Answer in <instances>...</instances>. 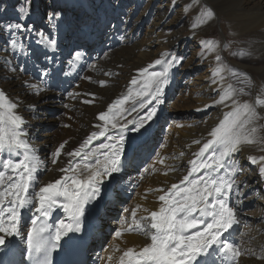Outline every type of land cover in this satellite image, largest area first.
Returning <instances> with one entry per match:
<instances>
[{
  "label": "bare ground",
  "instance_id": "obj_1",
  "mask_svg": "<svg viewBox=\"0 0 264 264\" xmlns=\"http://www.w3.org/2000/svg\"><path fill=\"white\" fill-rule=\"evenodd\" d=\"M155 1L154 5L138 15V9L143 0H30L31 15L27 23L34 24L36 30L43 29L48 36H51V30L46 23L47 15L56 12L63 14L58 22V48L55 53H49L42 46L37 45L34 42L37 39L36 36H31L30 40L24 42L32 52L30 57L6 51L7 36L0 27V90H3L7 97L4 101L5 107L1 109L6 115H20L25 121L23 130L28 132V136L22 138L27 140L38 157L39 167L36 176L40 185L54 182L65 175L66 173L61 169L68 166L69 160L72 161L73 166L81 165V178L85 175L82 168L85 162L81 160V157H69L64 164L65 158L60 154L57 163L52 162V154L57 150V144L48 148L53 142L52 123L63 122L66 125L65 129H62L63 135L68 136L65 148L73 145L75 146L73 151L79 149L93 131L99 130L97 125L104 124V121L99 120V113L108 111L109 107L106 106L105 100L110 96L111 99L115 96L121 97L125 89L128 87L130 89L131 86L128 85L131 82L125 81L122 85L118 81L119 77L141 65L145 69H153L157 59L166 60L175 56L176 51L167 48L168 45L163 38L168 26L165 18L170 12V6L174 3L167 1L166 3L165 0ZM208 1L215 13V18L209 22L210 27L215 25L218 18H222L219 12L223 11V17L233 33L239 35L243 31L247 32L249 38L244 42L247 45V50L243 52L247 55L244 63L246 67L255 68L252 71L255 74L253 81L258 78L261 87L254 88L250 94L244 87V92L238 94L236 99L241 103L253 104L256 106L258 115L264 117V105H256L258 99L264 100V0ZM179 4L180 10L186 11L185 5L189 4V0H179ZM23 6L24 0H0V23L18 20L20 15L18 8ZM144 25H148V29L151 30L141 39V30ZM171 35L173 37L175 32ZM212 41L215 42L216 51H209V56L215 60L209 76L212 80L215 68L223 65L226 69L221 73L224 77L223 82H219L220 77H215L217 84L209 82L198 88L197 86L190 88L193 112H183L181 116H174L167 112L163 117L150 123L146 131L130 133L132 143L130 146L126 145L130 162L121 176L125 177V173L131 169L133 172H129L131 175L124 183L117 179L118 181L109 184L103 198L94 202L86 212L84 228L91 238L88 256L96 261L92 264H119L120 257L129 248H132L135 254L151 243L150 234L154 230L149 231L146 227L144 231H136L133 226L132 231H122L120 237H117L115 233L132 224L133 211L136 212V219L139 220L141 216H148L151 211L159 210L163 202L158 197L167 193L172 184L180 183L183 176L191 169L189 161L196 159L195 153L199 151L203 143L212 138L210 133L219 126L225 114L231 110V107H225L223 104H214V101L218 100L222 94L219 89L226 91L229 84L235 89L239 87L230 75L225 60L222 58L218 62L215 59L216 55L222 51L221 40ZM187 42H189L188 38L185 37L176 38L170 43L176 45L175 48L180 45L183 51L187 47ZM116 46L119 47L116 52H119L121 57L126 53L125 51H128V55L118 61V66L113 69L103 68L106 78H103L100 72L98 75L92 72L97 69L100 71L102 62L99 61V57L109 48ZM79 48L85 49L88 56L73 67L67 61L73 50ZM165 53L170 55L165 57ZM49 54L54 56L57 63L46 64L42 57ZM21 66H23L22 71ZM179 66L174 64L169 70L171 77L178 71ZM46 67L52 69V74L50 77L41 79V70ZM101 81L107 85L105 89L102 88V95H94L91 92L93 97L89 98L86 91L94 86H101ZM173 82L172 80L171 86ZM192 85L194 83L190 87ZM33 86L41 91L37 94ZM68 93L73 95L69 96ZM11 103H15L17 107L9 111L7 105ZM159 108L160 113L165 110L163 106ZM55 109L59 110L57 116L53 112ZM86 114L93 116L97 114V116L91 121ZM251 126L258 129L254 137L255 142L243 144L242 150L232 157L241 169L234 177L240 184L241 195L238 198L240 202L230 204L234 209L237 222L222 237V239L227 238L234 247L239 249L240 256L236 259V264H264V179L258 175V168L261 165H253L247 159V157L258 158L264 155V118L255 121ZM108 127L111 129V124ZM157 129L165 132L163 139L167 140L168 149L165 148L166 144L162 146L163 143L160 142L162 139L156 133ZM103 138L105 137L93 140L84 152L90 151L91 147H96L100 143H107L108 141L102 142ZM197 140L200 141L199 144L193 143ZM207 155L208 153L205 154ZM6 158V156L0 157V170ZM94 159L93 157L88 162H94ZM139 167L141 171L137 174L135 170ZM145 168L148 169L147 172L144 171ZM153 168L155 171L152 170ZM202 174L203 170L194 176ZM136 176L140 179L131 180ZM117 190H120L122 195L113 197ZM133 190L132 199L135 207L127 216L120 212L124 206V201L120 199H124L127 192L130 193ZM137 205L140 207L137 208ZM53 215H55L53 224L62 219L67 220L62 209H56ZM118 217L120 220L117 219ZM30 219V212L22 210V231H27ZM146 223L141 221L142 225ZM114 224L117 225V229L110 235L107 230ZM145 232L149 234L145 235Z\"/></svg>",
  "mask_w": 264,
  "mask_h": 264
},
{
  "label": "snow or ice",
  "instance_id": "obj_2",
  "mask_svg": "<svg viewBox=\"0 0 264 264\" xmlns=\"http://www.w3.org/2000/svg\"><path fill=\"white\" fill-rule=\"evenodd\" d=\"M185 8L195 14L191 25L193 29L215 18L214 11L206 8L202 0H189ZM18 12V20L0 23L7 36L5 50L30 57L32 52L24 42L30 40L31 36H36L34 42L37 45L49 53H55L58 48V22L63 14L56 12L47 15L46 23L51 30V36H48L43 29L36 30L34 24L27 23L31 15L30 0H24V6L18 8ZM201 46H207L209 51H216L213 41H201ZM164 55L167 57L170 54ZM87 56L85 49H75L67 63L75 67ZM42 59L46 64L57 63L51 54ZM215 59L219 62L221 56L216 55ZM182 60L183 57L176 56L166 60L157 59L155 65L164 64L162 71H152L141 85L140 91L134 95L129 92L109 106L107 112L99 113V120L104 121V124L97 125L99 130L93 131L79 149L67 153L69 157H81L85 162L82 165L85 173L83 178L80 174L81 165L73 166L69 160L68 166L61 169L65 175L54 182L40 185L36 176L38 157L27 140L22 138L28 136V132L23 130L25 121L20 115H6L4 111H0V157H7L0 170V264H54V254L70 246L73 234L85 231L84 220L89 207L103 198L109 184L117 181L130 162L126 152V145L130 146L132 143L130 133H141L150 126L159 105L164 102L165 87L170 82L169 70ZM225 70L223 65H218L212 73L214 78L211 83H218L215 77H220L219 82L222 83L224 77L221 73ZM142 71L147 73L148 69ZM51 74L52 69L46 67L41 70V79L50 77ZM230 75L239 79L237 72H230ZM100 83L103 86L105 82ZM131 84L136 85L137 80L133 79ZM33 87L37 94L41 91L36 86ZM219 91L222 94L214 104H223L231 107V110L210 133L212 138L203 143L195 153L196 159L189 161L191 169L180 183L172 184L167 193L158 197L163 202L159 210L151 211L148 216H141L139 220L133 211L132 224L116 231L115 235L120 237L122 231H132L133 226L136 231H144L145 227L149 231L154 230L150 234V244L135 254L129 248L120 257L119 264H236V259L240 256L239 249L227 238L222 239L237 222L230 204L239 203L241 195L240 184L234 179L241 169L232 157L242 150L243 144L255 142L258 129L251 125L264 117L258 115L253 104L241 103L236 99L238 94L244 92L243 88L235 89L229 84L226 91ZM130 99L134 102L133 106L130 110L125 109L124 105ZM138 99L137 104L135 102ZM6 100L5 92L0 90V108L5 107ZM256 105H264V100L258 99ZM16 107L15 103L7 105L9 111ZM145 108L148 110L143 112ZM134 112L138 114L128 119L127 116ZM140 112L143 114H139ZM118 117L125 122L114 123ZM100 137H105L108 142L84 152L93 140ZM66 143L67 141L61 143L52 154L53 163ZM193 143L199 144L200 141ZM93 157L94 162H88ZM247 159L253 165H261L258 175L264 179V155ZM152 170L155 171L154 168ZM201 170L202 175L194 176ZM7 171L11 174L6 176ZM144 171L147 172L148 169L145 168ZM56 209H62L67 220L49 223ZM22 210H28L31 214L30 226L26 232L21 229ZM141 221H146V225H142ZM148 234L149 232H145V235ZM126 257L129 259L126 260Z\"/></svg>",
  "mask_w": 264,
  "mask_h": 264
},
{
  "label": "rangeland",
  "instance_id": "obj_3",
  "mask_svg": "<svg viewBox=\"0 0 264 264\" xmlns=\"http://www.w3.org/2000/svg\"><path fill=\"white\" fill-rule=\"evenodd\" d=\"M166 1L172 2L174 4H173V6H170V8H171L170 12L168 13L167 17L165 18V21L167 22L168 26L166 28V32L163 34V36H164L163 38L165 39L166 45H168L167 48L171 49L172 51H176L174 53L175 56L177 55V57H183V60L179 62L180 66H179L178 71H176L174 73V75L172 74L173 78L169 75V81L170 82L165 87L164 102L159 105V107L163 106L165 108V110H164L165 112L162 111L160 113L159 112L160 108L158 107L157 115L154 118V120L157 118L163 117L165 115V113H167V112L171 113L174 116L175 115L181 116V114L183 112H193L194 111L193 105H192L193 100H191L192 99V93L190 91L191 90L190 88H193V86L194 87L197 86V88H198L199 86L207 84V83L212 81L210 79L209 75L212 72L211 69L213 68L212 65H213V62L215 60L211 56H209L210 54H209V50H208L207 46H204V47L201 46V41L206 42V41H212V40H218V39L221 40V42H222L221 45L223 47H222V51L220 52L219 55L221 56V59L223 58L225 60L230 72L239 73V79L232 76L236 82V85L239 87V89L240 88L244 89V87H245V89H247L246 92H248L250 94L251 92L254 91V88H256V87L260 88L261 87V83L259 82L258 78L257 79L255 78V81H253L255 74H253L252 71H254L255 68L254 67L253 68L246 67V65L244 63L246 61V56H247V55L243 54V52L247 50L246 49L247 45L244 42L248 41V38H249V37H247L246 31H243L239 35L233 33L230 30V28L228 27V23L226 22L225 18L223 17L224 16L223 11L219 12V14L222 16V18H218L215 21V25L210 27V24L206 23V24L200 25L197 28L193 29L191 27V25L194 22L195 14L188 12L187 9H186V11L180 10L181 5L179 4V0H165V2ZM154 2H156V1L155 0H143V3L139 6V9L137 12L138 15L140 13H142L143 10H146L147 8L149 9L151 5H154L155 4ZM202 3L205 5L206 8L212 9L210 6V2L208 0H202ZM212 11H214V10L212 9ZM147 26L148 25H144V27L141 30V36H140L141 39L144 38V35L146 32L151 30L150 28L148 29ZM174 32H175V35L172 37L171 33H174ZM176 35H177V37H176ZM185 37L188 38L189 42H187V47L183 51H181L182 49H181L180 45H178V48H175L176 45H173L170 43V42H173L176 38H178V39L182 38L183 39ZM166 39H168V40H166ZM153 48L155 49L156 46ZM117 49H119L118 46L112 47L111 49L109 48V50H106V52H104L101 55L104 57H101V56H100L101 58L99 57V61L102 62L100 65V68H99L100 71L97 69L96 71L92 70V72H95L98 75L99 72L103 74V72L105 70V69L103 70V68L109 67V68L113 69V68L117 67L118 61L122 57H126L128 55V51H125L127 54L125 53L121 57L120 56L121 54L119 52H116ZM175 49H178V50H175ZM114 52H115V54H114ZM226 54H228V56ZM103 66H106V67H103ZM163 68H164V64L155 65L153 69L149 68L148 72L146 73V72L142 71L145 68L141 65V66H138L136 69L134 68V70L127 73L129 77L131 74L130 78L127 76V74L122 76V77H119L120 80H118V81L122 85H124L125 81H127V83H130L134 78H135V80H137V84L131 85V83H130V85H128V86H131L130 89H129V87L127 89H125V92H123L124 94H121V97L115 96V97H112V99H111V96H110L109 99L107 98L105 100L106 106L107 107L111 106L117 99L122 98L123 97L122 95H127V93L129 94V92H131L134 95L135 92H138L141 90V85L145 82V80H147L149 74L152 71H162ZM247 70H249V71L251 70L250 71L251 73H249V71H247ZM102 77L106 78L107 75L103 74ZM172 80L174 81L173 86H171ZM193 83H194V85H192V87H190L191 84H193ZM118 85L119 84H117V86ZM106 87H107V85H104V84H103V86L97 85V86L90 88L91 90L89 89V91H86V92H87V95L90 96L89 98H92L93 94L94 95H102L101 91L103 89H105ZM98 91H99V93H98ZM128 102L126 103V105H124V108L130 110L131 107L133 106L134 102L131 99ZM138 102H139V99L135 103L138 104ZM153 103H155V102H153ZM151 106L152 105H148V107H151ZM147 110L148 109L145 108L143 110V112H146ZM0 111H3V110L0 108ZM58 111H59L58 109L53 110V112L55 113L56 116L58 115ZM113 111H115V109H113ZM143 112H140L139 114L142 115ZM210 113H211V111H210ZM137 114L138 113L134 112L131 114V116H127V118L131 119L132 116H135ZM86 115L89 118V120H91V121L94 118H96V116H97V114L94 116L91 114H86ZM125 115H127V114L125 113ZM79 119H80V117H79ZM177 121H181V119H177ZM113 122L114 123H124L125 120L118 117L117 120H115ZM152 122H150V123H152ZM62 123H59V122L58 123L57 122L52 123L53 125L51 126V128H52L51 132L53 131L52 132V141L53 142H51L52 144L51 143L49 144L50 147L47 146L48 148H51L53 145H56V144H57V148H58L61 143H64L65 141L68 140L67 139L68 136L65 137L62 133V129H65V127H66V125L64 123L63 124ZM169 129L170 128L168 127V132L170 131ZM156 133H157L158 137H160V139L163 140V141L162 140L160 141L163 143L162 146L165 145L166 143H168L166 139H163V136L165 135L164 131L157 129ZM140 135H142V134H140ZM103 141L106 142L107 141L106 138H103L102 142ZM65 146H64V148H65ZM68 148H69V150H68ZM91 148H90V150H91ZM165 148L168 149L167 144H166ZM74 149H75V146L69 145L68 147L63 149L64 151L61 150V154L63 155V158H65L64 162H63L64 164L66 163V161L69 158L67 153L71 152V151L73 152ZM59 157L56 158L55 163H57ZM47 164L49 165V162H47ZM132 170L133 169H131L129 172H133ZM140 171H141V167H139V169L135 170V173L140 174ZM129 172L127 171L125 173V177L120 175L118 177V179H120L121 182L124 183L126 181V178H128L131 175V173H129ZM10 174H11L10 171H7L5 173L6 176L10 175ZM122 177H123V179H122ZM138 179H140L138 176L131 178V180H133V181L138 180ZM133 192H134V190L130 193L127 192V195L125 196V198L120 199V200L124 201V206L122 207L123 209H121L120 212H123L125 215L127 214V216H129L131 214V211L135 207V205H134L135 203L132 199ZM121 195H122V192H120V190H117L113 194V197H117V196L120 197ZM124 208L127 209L128 211L126 212ZM119 217L117 218L118 220H120ZM116 229H117V225L114 224L113 226H110L107 231L111 235Z\"/></svg>",
  "mask_w": 264,
  "mask_h": 264
}]
</instances>
